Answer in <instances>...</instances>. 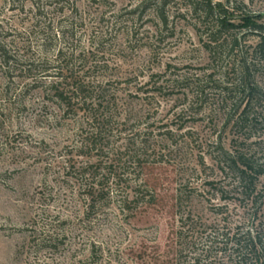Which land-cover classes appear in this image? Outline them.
Instances as JSON below:
<instances>
[{
    "label": "rangeland",
    "instance_id": "obj_1",
    "mask_svg": "<svg viewBox=\"0 0 264 264\" xmlns=\"http://www.w3.org/2000/svg\"><path fill=\"white\" fill-rule=\"evenodd\" d=\"M207 2L0 0V264H237L264 0Z\"/></svg>",
    "mask_w": 264,
    "mask_h": 264
},
{
    "label": "trees",
    "instance_id": "obj_2",
    "mask_svg": "<svg viewBox=\"0 0 264 264\" xmlns=\"http://www.w3.org/2000/svg\"><path fill=\"white\" fill-rule=\"evenodd\" d=\"M206 1H208L207 12L209 10V12L213 11V8L221 7L219 3L211 6L210 0ZM218 23L222 27L228 26V21L225 17H219ZM258 46L260 51H264V41H261ZM243 69L242 81L246 82L248 78L246 75L247 68L243 65ZM251 91L255 92L254 85H252ZM228 156L231 164L229 168L235 171L239 183L243 185L244 192L249 196L250 193H253L254 182L262 171L258 170V165L253 163L246 153L240 152L233 155L228 154ZM260 198L261 201L256 211L255 222L252 223L251 228L242 237L238 238L239 235L236 233L231 236L232 252L237 256V264H264V194Z\"/></svg>",
    "mask_w": 264,
    "mask_h": 264
}]
</instances>
